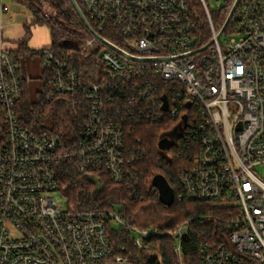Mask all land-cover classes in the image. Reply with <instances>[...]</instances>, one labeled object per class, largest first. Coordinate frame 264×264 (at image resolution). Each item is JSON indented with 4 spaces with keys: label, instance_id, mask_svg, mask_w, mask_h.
Instances as JSON below:
<instances>
[{
    "label": "built area",
    "instance_id": "1",
    "mask_svg": "<svg viewBox=\"0 0 264 264\" xmlns=\"http://www.w3.org/2000/svg\"><path fill=\"white\" fill-rule=\"evenodd\" d=\"M80 2L96 34L108 28L122 44L116 47L149 61L114 51L90 31L80 45L82 57L101 47L110 83L150 73L179 84L186 107L194 108L196 118H179L186 134L172 147L186 142L187 134L198 138L197 150L179 175L181 198L221 211L212 233L203 235L202 264H264V178L256 170L264 165V0H242L220 37L206 0H200L212 42L202 52L205 45L198 47L193 35L188 0ZM1 9L7 11L4 5ZM2 30L0 21V264H131L113 248V224L129 232L137 249L152 236H173L174 254L185 264L183 240L195 218L168 233L141 227L115 209H65L55 200L54 193L62 194L59 166L64 161L73 159L79 175L97 189L103 185L101 174L120 185L139 170L126 158L123 129L107 115L97 85L84 95L89 111L70 148H63L59 136L22 123L21 66L3 46ZM233 34L240 38L222 41ZM44 61L51 67L45 100L75 92L77 71L52 52ZM168 111L180 115L177 108ZM206 220L210 216L201 222Z\"/></svg>",
    "mask_w": 264,
    "mask_h": 264
},
{
    "label": "trees",
    "instance_id": "2",
    "mask_svg": "<svg viewBox=\"0 0 264 264\" xmlns=\"http://www.w3.org/2000/svg\"><path fill=\"white\" fill-rule=\"evenodd\" d=\"M13 1L23 6L32 16L30 25L25 26V36L20 42L15 59L20 62L21 57L33 53L28 47L30 29L34 26H46L50 30L52 45L39 53L45 67L44 88L51 77V67L44 61L46 52H52L78 73L75 92L50 101H46L42 94L39 102L35 104L27 101L24 81V99L19 109L22 123L35 132L59 136L63 148H70L74 139L79 136L89 111V104L83 101L84 95L89 94L91 87L97 85L101 88L100 94L105 96L104 106L107 115L123 129L126 158L139 170L120 185L114 184L108 175L101 174L103 185L97 189L88 179L79 175L73 159L64 161L59 166V180L60 191L68 199V205L76 209L104 210L122 205L120 211L125 210L126 219L141 227L165 230L168 233L187 219L195 218L190 235L183 240V255L185 264H202L200 250L203 235L212 233L215 227L214 219L221 216V211L209 204L181 198L179 175L188 165L186 161L188 155L197 150L198 138L187 134L186 142L181 140L175 148L173 146L164 152L158 146L166 134L174 130L179 131L181 128L184 130V124L179 118L186 121L197 116L194 108L186 107V96L182 87L173 82H165L150 73L144 77L138 75L130 82L117 79L110 83L100 59L101 47L88 57H82L80 54L78 44L89 31L70 0H43L44 4L39 0ZM76 1L87 17L80 0ZM188 1L193 35L197 38L198 47L207 45L211 39V31L206 12L200 0ZM234 1L226 0L225 5L219 10L209 11L216 30L223 26ZM44 5L50 7L55 15L47 17ZM88 21L91 27L97 30L95 23L89 18ZM99 34L112 44L122 46L108 28ZM148 86L150 88H147ZM165 96L170 109L173 107L178 109L180 114L178 117H173L169 111L162 112L160 107ZM36 111L50 115L51 126H40L35 117ZM159 174L166 178L174 190L175 201L170 206H164L159 201L158 192L152 186V179ZM149 207H155L158 213V218L152 226V223H142L139 220ZM204 216H210L211 220L201 222ZM110 236L113 248L129 257L131 264H180L173 251L175 240L169 234L152 236L141 249L132 245L129 232L122 236L112 231ZM119 244H124L125 249H118Z\"/></svg>",
    "mask_w": 264,
    "mask_h": 264
},
{
    "label": "rangeland",
    "instance_id": "3",
    "mask_svg": "<svg viewBox=\"0 0 264 264\" xmlns=\"http://www.w3.org/2000/svg\"><path fill=\"white\" fill-rule=\"evenodd\" d=\"M40 2H43V0H39ZM225 1L226 0H206V3L208 5V7L210 8L211 11H217L220 8H222L225 5ZM44 10L50 9L53 13L52 16L55 15V12L48 6L44 5ZM43 32L46 31V37L49 40V44L52 42V38L50 35V30L48 29V27L44 26L42 27ZM85 38V37H84ZM84 38L79 42V46L81 45V43L84 42ZM231 38H235V39H239L240 36L237 34H233V35H229V36H223L222 37V41L225 39H231ZM52 44V43H51ZM21 65H22V72L23 75L25 76V80H26V89H25V94L27 95V101L29 103L35 104L39 102L40 97H42V94L44 92V77L42 74V64L40 61V58L37 56L28 58L25 57L23 59H21ZM35 117L36 120L39 122L40 126L43 127H49L51 126L52 123V118L50 115L48 114H44L41 113L39 111L35 112ZM184 135V130L181 128L179 131L178 130H174L168 134L165 135V137L170 138L172 143H175L177 138L179 137V135ZM257 172L260 174L261 177L264 178V165H260L256 168ZM55 200L66 209V207L68 206V199L66 197L63 196V194H61L60 192L54 193ZM152 206V205H150ZM122 205H116L115 206V210L117 212H121ZM123 214V216H126V212L125 210L121 212ZM158 218V213L157 210L155 209V207H149V209L143 213L140 217V221L142 223H152L151 226L154 224L155 220ZM112 231H116L119 235H124L127 230H122L120 225L118 224H113L112 225ZM125 249V245L121 244V250Z\"/></svg>",
    "mask_w": 264,
    "mask_h": 264
},
{
    "label": "crops",
    "instance_id": "4",
    "mask_svg": "<svg viewBox=\"0 0 264 264\" xmlns=\"http://www.w3.org/2000/svg\"><path fill=\"white\" fill-rule=\"evenodd\" d=\"M2 5L7 7L6 12H2ZM45 15L47 17H52V11L50 9H45ZM32 20L31 14L20 4L17 2H14L13 0H0V21L3 25V46L10 50L14 56L18 54V50L20 47V42L25 36V26L27 24L30 25ZM43 26H34L31 30V36L28 40V47L33 53L26 54L25 56L20 58V66H21V75L23 78V81H25V76L22 72V65H21V59L28 57H34L37 56L40 58L43 72L44 74V64L42 61V57L39 54L41 50L47 49L51 47V43L49 44V40L46 37V31L43 32ZM51 35V34H50Z\"/></svg>",
    "mask_w": 264,
    "mask_h": 264
},
{
    "label": "water",
    "instance_id": "5",
    "mask_svg": "<svg viewBox=\"0 0 264 264\" xmlns=\"http://www.w3.org/2000/svg\"><path fill=\"white\" fill-rule=\"evenodd\" d=\"M242 0H235L233 3V6L223 24V26L221 27L220 31L218 32V34L216 35L217 37H220L222 35V33L226 30V28L228 27L229 23L232 21L234 14L236 13L238 7L240 6ZM70 2L72 3L73 7L75 8V10L77 11V14H79L80 18L82 19V21L85 24V27L88 29V31H90L92 34H94L100 41H102L103 43H105L108 47H110L111 49H113L114 51L119 52L120 54L123 55H127L128 57H130L132 60H136V61H149L147 59H139L133 56L128 55L127 53L123 52L122 50H120L118 47L115 46V44L113 45L112 43L108 42L107 40L103 39L101 36H99L98 34H96L94 32V30L92 29L89 21L86 18V15L83 13L82 9L80 8L79 4L77 3L76 0H70ZM212 44V42H209L207 45L203 46L202 48H200L198 50V52H202L204 50H206L210 45ZM195 52H191L189 53V56L193 55ZM162 111L167 112L169 110V104L168 101L166 99V96L163 98V105H162ZM173 143L169 140L168 137H164L163 139L160 140L159 142V149L164 152L167 149H170L172 147ZM152 186L154 188H156L157 192H158V196H159V201L164 205V206H170L174 203L175 201V193L174 190L172 188V186L169 184V182L166 180V178H164L163 175H156L153 179H152Z\"/></svg>",
    "mask_w": 264,
    "mask_h": 264
},
{
    "label": "bare ground",
    "instance_id": "6",
    "mask_svg": "<svg viewBox=\"0 0 264 264\" xmlns=\"http://www.w3.org/2000/svg\"><path fill=\"white\" fill-rule=\"evenodd\" d=\"M241 2H242V1H241ZM240 4H241V3H240ZM238 9H239V7H238ZM238 9H237V11H238ZM237 11H236V13H237ZM236 13H235V14H236ZM235 14H234V16H235Z\"/></svg>",
    "mask_w": 264,
    "mask_h": 264
},
{
    "label": "flooded vegetation",
    "instance_id": "7",
    "mask_svg": "<svg viewBox=\"0 0 264 264\" xmlns=\"http://www.w3.org/2000/svg\"><path fill=\"white\" fill-rule=\"evenodd\" d=\"M179 137H181V134L179 135ZM179 137H178V138H179Z\"/></svg>",
    "mask_w": 264,
    "mask_h": 264
}]
</instances>
